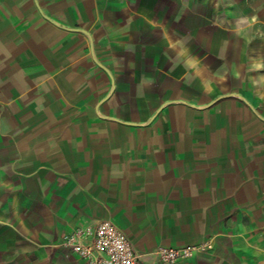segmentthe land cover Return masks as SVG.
I'll return each mask as SVG.
<instances>
[{
    "label": "crops",
    "instance_id": "0c3cea01",
    "mask_svg": "<svg viewBox=\"0 0 264 264\" xmlns=\"http://www.w3.org/2000/svg\"><path fill=\"white\" fill-rule=\"evenodd\" d=\"M264 264V0H0V264Z\"/></svg>",
    "mask_w": 264,
    "mask_h": 264
},
{
    "label": "built area",
    "instance_id": "2783aa9c",
    "mask_svg": "<svg viewBox=\"0 0 264 264\" xmlns=\"http://www.w3.org/2000/svg\"><path fill=\"white\" fill-rule=\"evenodd\" d=\"M62 245L86 264H145L126 232L110 219L92 226L79 227L68 233ZM212 248L209 241L178 246H161L155 253L166 264H179L194 259Z\"/></svg>",
    "mask_w": 264,
    "mask_h": 264
}]
</instances>
